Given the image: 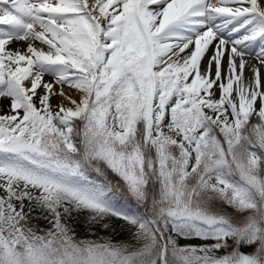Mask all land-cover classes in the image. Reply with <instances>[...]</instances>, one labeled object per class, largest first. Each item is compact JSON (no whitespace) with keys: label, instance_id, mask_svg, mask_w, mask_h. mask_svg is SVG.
Segmentation results:
<instances>
[{"label":"snow or ice","instance_id":"snow-or-ice-1","mask_svg":"<svg viewBox=\"0 0 264 264\" xmlns=\"http://www.w3.org/2000/svg\"><path fill=\"white\" fill-rule=\"evenodd\" d=\"M0 264H264V0H0Z\"/></svg>","mask_w":264,"mask_h":264},{"label":"bare ground","instance_id":"bare-ground-1","mask_svg":"<svg viewBox=\"0 0 264 264\" xmlns=\"http://www.w3.org/2000/svg\"><path fill=\"white\" fill-rule=\"evenodd\" d=\"M257 50H259V48L257 47Z\"/></svg>","mask_w":264,"mask_h":264}]
</instances>
